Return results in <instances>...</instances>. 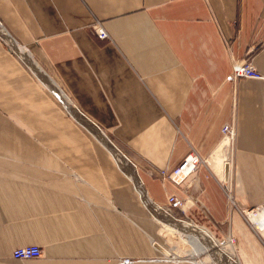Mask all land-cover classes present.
<instances>
[{
	"label": "crops",
	"instance_id": "crops-1",
	"mask_svg": "<svg viewBox=\"0 0 264 264\" xmlns=\"http://www.w3.org/2000/svg\"><path fill=\"white\" fill-rule=\"evenodd\" d=\"M0 25L112 143L91 141L0 40V264H114L161 255L155 243L171 261L151 264H195L196 254H174L159 220L172 217L146 207L168 195L185 200L172 210L192 224L178 222L219 247L231 245L226 227L239 264H264L238 213L264 210V79L228 78L245 55L264 76V0H0ZM226 123L233 208L212 159ZM114 151L134 167L144 200ZM189 151L201 162L174 184L166 174ZM30 244L38 257L11 258Z\"/></svg>",
	"mask_w": 264,
	"mask_h": 264
},
{
	"label": "bare ground",
	"instance_id": "bare-ground-1",
	"mask_svg": "<svg viewBox=\"0 0 264 264\" xmlns=\"http://www.w3.org/2000/svg\"><path fill=\"white\" fill-rule=\"evenodd\" d=\"M0 36L6 43L10 45L12 49L15 50L16 54L26 63L28 66L31 68V70L34 72V74L46 85L48 86L52 91L56 93L58 97L65 103V107L73 113L81 122L87 125L90 129H93L95 134L100 136V138L104 139L103 134L100 132L99 128L96 127V125L86 119V117L82 116L79 114L78 110L75 108V106L69 101V99L65 96V94L59 89V87L54 83L46 74L42 72L40 69L39 65L34 61L33 57L31 54L27 51V49L23 47H18L17 43L10 37V35L6 32V30L0 25ZM262 79L264 76L261 77ZM260 78V79H261ZM73 115V116H74ZM75 117V118H76ZM226 136V137H225ZM222 136L224 139L222 142L218 145V147L214 150L212 153V159L216 162L217 166H219L221 169L223 167V163L231 160V153H232V137L230 138L229 136L225 135ZM101 139V140H102ZM107 142V140H105ZM113 147V146H112ZM116 156L119 159V163L123 164L122 162H125V158L123 159L117 151H114ZM126 163V162H125ZM229 164V163H228ZM229 166V165H228ZM218 167V168H219ZM132 170V169H131ZM220 171V170H219ZM136 171L132 172L129 171L128 175L132 181H134V185L136 187V190L139 191L143 197L144 191L143 189H139L136 183L139 185L142 184V181L140 177L135 173ZM136 178V179H135ZM184 179V178H183ZM146 198V197H145ZM258 211V217L262 218L264 216V210L261 205H256L255 207ZM164 215V214H163ZM165 216V215H164ZM171 218V217H170ZM251 220H253L252 217H250ZM159 220L164 224V231L167 235V239L171 241L172 246L175 247V256H190L193 254H201V253H206L209 249H215L214 251V261L216 264H229L228 261L231 259L230 253H232V248L231 245L225 246L223 248H217L219 247V242L206 230L200 229L201 231L196 230V232L193 228L188 227V225L180 223L176 220L172 219H167L165 217H159ZM164 220V221H163ZM176 232H173V231ZM264 235V232H263ZM172 236V238H171ZM180 244H183V247L181 249L176 248V246H181ZM187 249L188 252H184L183 249ZM217 248V249H216ZM168 257L163 260V261H169L171 257V253L168 250ZM209 256V260L212 259L211 256L207 253ZM235 255V254H234ZM212 259V260H213ZM156 261H161V260H154V261H140V263L143 262H156ZM139 263V262H138ZM199 264H209L208 262L205 261H200Z\"/></svg>",
	"mask_w": 264,
	"mask_h": 264
},
{
	"label": "built area",
	"instance_id": "built-area-1",
	"mask_svg": "<svg viewBox=\"0 0 264 264\" xmlns=\"http://www.w3.org/2000/svg\"><path fill=\"white\" fill-rule=\"evenodd\" d=\"M95 36L98 39H104L107 37L105 31L101 27H95L94 28ZM262 76L260 73H258L253 65L251 59L248 58L247 55H245L242 59L234 61L231 65V72L228 76V78L234 83L239 78H250V79H260ZM221 136H229L230 138L233 137V128L230 124L226 123L223 124L221 129ZM201 162L200 158L192 151H189L186 153L183 158L179 161V163L173 167V169L166 174V177L173 182L174 184L180 183L183 178H185L187 175H189L191 172H193L197 165ZM131 169V168H130ZM135 170V169H134ZM129 173V170H128ZM220 184L224 185V181L220 180ZM230 198V195L228 196ZM148 199V198H147ZM185 200H180L174 197L173 195H168L166 197V206L169 209H178L182 211L183 204ZM146 207L148 209V212L150 215H155V213H161L168 216L177 219V221H183L182 218H176L172 214L168 213L166 210L162 209L161 205L153 203L151 200L148 199V203L146 204ZM256 205L253 207H240L238 209L240 215L243 217L247 225L250 227V229L255 233V235L258 237L259 241L264 247V216L262 218L258 217V211L255 208ZM250 217L253 218V220L250 219ZM185 222V221H184ZM187 223V222H186ZM191 225V224H190ZM40 254V249L37 245L30 244L20 247H14L10 250V256L13 259H19V260H27L31 258H36ZM166 256H159L157 258H147V259H140V258H134L129 256H120L117 257L114 264H137L140 261H154L156 259L158 260H165Z\"/></svg>",
	"mask_w": 264,
	"mask_h": 264
},
{
	"label": "rangeland",
	"instance_id": "rangeland-1",
	"mask_svg": "<svg viewBox=\"0 0 264 264\" xmlns=\"http://www.w3.org/2000/svg\"><path fill=\"white\" fill-rule=\"evenodd\" d=\"M0 40L2 41V43H3V45H4V48L5 49H7L9 52H11L12 54H14L18 59H19V61L25 66V68L26 69H28L29 71H30V75L32 76V78H33V80L40 86V87H42V88H45V89H49V87H47V86H45L42 82H40L34 75H33V73L31 72V70H30V68L27 66L28 64L26 63V61H24V60H22V59H20V57L15 53V51H14V49H12L7 43H6V41H4L1 37H0ZM18 45H20V46H22L21 44H18ZM24 47V46H23ZM25 49H27V48H25ZM29 52V51H28ZM33 56V55H32ZM248 56V58L249 59H251L252 60V57L250 56V55H247ZM33 58H34V56H33ZM34 60L36 61V59L34 58ZM37 62V61H36ZM38 63V62H37ZM40 66V69L42 70V72L44 73V74H46L47 76H48V72H47V70L45 69V67L44 66H42L40 63H38ZM261 76H263V75H261ZM262 79V78H261ZM264 79V78H263ZM52 93H53V95L55 96V98L57 99V101L60 103V105H61V107H62V109L64 110V112H65V114L67 115V117L69 118V119H71V121H73V123H75V125H77V127H79V128H81L83 131H85L86 132V134L88 135V137H89V139H91V141H94V140H100L102 143H104V144H107V145H109V146H111L112 145V143H111V139L106 135V133L101 129V133L103 134V136H104V139H102V138H100V136H96V134L92 131V130H90L88 127H87V125L86 124H84L83 122H81L73 113H71L66 107H65V103L60 99V97H58L51 89H49ZM61 90V89H60ZM62 91V90H61ZM63 92V91H62ZM66 96V95H65ZM67 97V96H66ZM68 98V97H67ZM70 101V100H69ZM79 112V111H78ZM79 114L80 115H82L80 112H79ZM74 115V116H73ZM83 116V115H82ZM76 117V118H75ZM97 127V126H96ZM102 139V140H101ZM105 140H107V142L105 141ZM117 161H118V159H117ZM126 162V163H125ZM125 162H122L123 164H120L119 163V161H118V164L120 165V169H121V172L124 174V175H126V174H129L128 173V170H131L132 172H134L135 170H134V167L129 163V162H127V161H125ZM131 168V169H130ZM137 174V173H136ZM71 177H73V178H75V176H74V173L73 172H71L70 174H69ZM136 179V178H135ZM136 185L138 186V188L139 189H144V186H143V184H140L139 183V185L136 183ZM219 185V187L221 188V190H222V192H223V194H224V196L226 197V199H228V200H226L227 201V204H229L230 205V207L231 208H233L234 206H233V204L231 205V203L229 202V198H228V196L230 195L231 196V193H232V186H231V184H227L226 185V188L224 189V185H222V184H218ZM143 200H144V197H143ZM255 205H253V207H254ZM252 207V206H251ZM162 209H164V210H166V209H168V207L167 206H162ZM168 213H170V214H172L174 217H176V218H182L181 220H183V221H185V222H187V223H189V224H192V220H190L188 217H186L185 215L184 216H182V217H178L177 215H175V213L176 212H173V210L172 209H169V211L168 210H166ZM238 213H239V211H238ZM161 215H162V212L160 213ZM160 215V216H161ZM239 215H240V213H239ZM241 216V215H240ZM242 217V216H241ZM157 218H158V216H157ZM243 218V217H242ZM244 220V219H243ZM245 221V220H244ZM247 224V223H246ZM192 227H193V229H195V225H194V223H193V225H192ZM163 230H165V229H163ZM173 231V230H172ZM173 232H176V231H173ZM161 234H162V232H160ZM254 233V232H253ZM222 234H223V236L225 237V238H228L229 240H230V244H231V248L233 249L232 250V253H230V255H232L233 254V256H230L231 257V259H229L230 261H228L229 262V264H239V261H238V259H237V245H236V241H235V238L234 237H232V235H230V233L228 232V230H227V228L225 227V229H222ZM255 234V233H254ZM257 237V236H256ZM171 238H172V236H171ZM258 238V237H257ZM170 241V240H169ZM170 243H171V241H170ZM161 245V244H160ZM181 246H176V248H178V249H181L182 247H183V244H180ZM164 249H166L167 251H168V249L165 247V246H163V245H161ZM225 246H228L227 244H224L223 245V247H225ZM223 247H221V248H223ZM218 249L220 248V247H217ZM216 248V249H217ZM215 251V249H209L206 253H201V254H198V255H196V257H194V258H192V261L196 264H199L200 263V261H205V262H208L209 264H216V262L214 261V259H213V257H214V251ZM183 251L184 252H188V250L187 249H185V247H184V249H183ZM207 253L211 256V258L213 259H210V261H208L209 260V256L207 255ZM235 254V255H234ZM194 255V254H193ZM159 256H165V255H159ZM159 256H151V257H134V258H140V259H147V258H157V257H159ZM166 257H168V256H166ZM169 261H171V259L169 260ZM169 261H162V262H167V263H170ZM143 263H146V264H151V263H155V262H150V263H148V262H143ZM184 263H188V264H192L191 262L189 263V262H184Z\"/></svg>",
	"mask_w": 264,
	"mask_h": 264
},
{
	"label": "water",
	"instance_id": "water-1",
	"mask_svg": "<svg viewBox=\"0 0 264 264\" xmlns=\"http://www.w3.org/2000/svg\"><path fill=\"white\" fill-rule=\"evenodd\" d=\"M228 162L223 163V167H222V180L225 182L227 181V177H228V170H229V166H228ZM155 249L161 254V255H165L168 256V251L166 249H164L160 244L155 243L154 244Z\"/></svg>",
	"mask_w": 264,
	"mask_h": 264
},
{
	"label": "trees",
	"instance_id": "trees-1",
	"mask_svg": "<svg viewBox=\"0 0 264 264\" xmlns=\"http://www.w3.org/2000/svg\"><path fill=\"white\" fill-rule=\"evenodd\" d=\"M257 48V47H256ZM175 215H177L178 217L180 216V214L179 213H175Z\"/></svg>",
	"mask_w": 264,
	"mask_h": 264
}]
</instances>
